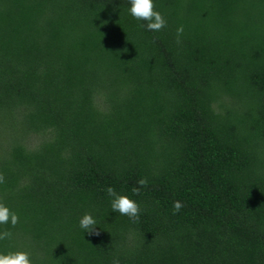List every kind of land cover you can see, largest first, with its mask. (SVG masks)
<instances>
[{"label":"trees","instance_id":"obj_1","mask_svg":"<svg viewBox=\"0 0 264 264\" xmlns=\"http://www.w3.org/2000/svg\"><path fill=\"white\" fill-rule=\"evenodd\" d=\"M154 3L159 32L130 0H0V254L264 264V0Z\"/></svg>","mask_w":264,"mask_h":264},{"label":"clouds","instance_id":"obj_2","mask_svg":"<svg viewBox=\"0 0 264 264\" xmlns=\"http://www.w3.org/2000/svg\"><path fill=\"white\" fill-rule=\"evenodd\" d=\"M130 15L137 21H145L146 29L152 32L162 31L167 26V21L163 14L156 10L154 0H130ZM184 33L183 26H180L176 30L177 43H180V37ZM5 182L3 173H0V184ZM149 181L147 178H141L137 181L138 187L132 189L133 194L139 195L141 188L147 187ZM106 192L111 200L112 211L118 212L121 216H127L133 222L139 221L140 206L127 195L118 194L113 187H108ZM183 205L180 201H175L173 204L174 212L179 213ZM11 224L15 227L19 223V216L0 203V225ZM96 220L90 213H86L80 219V228L89 234L99 233L95 232ZM13 233L5 230L0 232V241L11 239ZM0 264H32L30 255L27 252L16 251L9 252L7 254H0ZM115 264H119L117 260Z\"/></svg>","mask_w":264,"mask_h":264}]
</instances>
